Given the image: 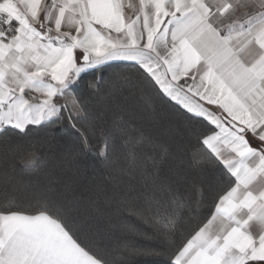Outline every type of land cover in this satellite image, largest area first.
I'll return each instance as SVG.
<instances>
[{
	"label": "snow or ice",
	"instance_id": "6c2138e0",
	"mask_svg": "<svg viewBox=\"0 0 264 264\" xmlns=\"http://www.w3.org/2000/svg\"><path fill=\"white\" fill-rule=\"evenodd\" d=\"M139 3L135 8L130 0H0V138L6 142L34 129L47 137L67 120L86 144L98 117L80 102L78 84L92 74L87 86L98 88L106 82L107 69L134 70L158 88L157 94L212 126L198 143L208 150L209 163L223 164L235 178V186L217 198L210 216L167 253L164 264H264V192H251L264 179V0L235 6L230 0ZM126 8H135V14L127 15ZM236 8L248 9L243 22ZM152 100L145 95V105ZM117 127L122 137L135 139L126 123ZM55 133L61 129L55 127ZM101 134L106 147L114 141L111 133ZM139 142L155 143L150 136ZM72 152L78 155L75 146ZM100 154L111 168V153ZM246 157L258 163L248 166ZM200 158L199 151L192 157ZM36 159V151L19 157L21 163ZM157 167L153 158L152 171L141 174L149 192L166 184ZM0 179L7 188V167L0 169ZM121 196L117 212L144 220L162 242L173 234L186 207L171 199L160 211L165 202L154 193L142 201L129 199L123 190ZM33 199V211L0 210V264H113L105 252L93 249L95 235L80 219L78 207L46 191ZM257 208L261 211L254 220L261 227L253 234L249 224L254 220L248 217ZM218 221H223L219 227ZM121 227L137 232L131 222Z\"/></svg>",
	"mask_w": 264,
	"mask_h": 264
},
{
	"label": "trees",
	"instance_id": "16d2710c",
	"mask_svg": "<svg viewBox=\"0 0 264 264\" xmlns=\"http://www.w3.org/2000/svg\"><path fill=\"white\" fill-rule=\"evenodd\" d=\"M103 75L106 82L98 88L87 86L92 74L84 76L76 88L80 102L98 117L96 130L86 144L67 120L58 122L47 137L34 129L27 136H10L6 142L0 138V169L7 167L10 177L7 188L0 179V210L20 207L33 211L34 194L46 191L78 207L80 219L95 235L93 249L105 252L113 264H164L167 253L190 238L235 180L223 164L209 163L208 150L198 143L201 134L212 127L207 121L192 117L163 93L157 94L158 88L153 89L134 70L107 69ZM146 94L153 97L148 105ZM124 123L135 139L121 136L117 126ZM55 127L61 133L56 134ZM102 131L114 138L107 147ZM141 136H150L155 143L139 142ZM73 146L78 155L72 152ZM102 150L111 153V168L105 167ZM28 151L37 152L36 161L21 163L19 157ZM197 151L201 158L193 161ZM153 158L158 160L156 171L166 184L163 190L157 185L149 192L142 187L141 174L152 171ZM122 190L129 199L138 201L154 193L165 202L160 211L167 207V201L182 200L186 207L179 212L173 234L162 242L144 220L118 213ZM126 221L134 224L137 232L123 230L121 225ZM153 251L165 254L152 255Z\"/></svg>",
	"mask_w": 264,
	"mask_h": 264
},
{
	"label": "crops",
	"instance_id": "0c3cea01",
	"mask_svg": "<svg viewBox=\"0 0 264 264\" xmlns=\"http://www.w3.org/2000/svg\"><path fill=\"white\" fill-rule=\"evenodd\" d=\"M130 2L135 6V8H139L140 7L139 0H130ZM219 2H223V0H219ZM230 2L235 6V5H242L243 3H247V2H249V0H230ZM135 8H133V9H127L126 8L125 9L126 14L127 15H134L135 14ZM247 12H248V9L236 8L235 9L236 18L240 22H243L244 20L247 19L246 15H245V13H247ZM205 106H207V105H205ZM208 107H212L213 109L216 108V106H208ZM221 113H222V110H217V114H221ZM252 143L255 146V141H253ZM243 163L247 164L248 166L254 167L255 164L258 163V160L255 157H246L243 160ZM234 180H235V178H234ZM251 192L254 193V194H257V195L261 194L262 192H264V179H261V180L257 181V183H255L252 186ZM253 203L255 204V200L253 201ZM260 211L261 210L259 208H257L256 212L253 213V216L252 217H248V219H253L254 220V218H258V214L260 213ZM222 222L223 221H218L216 226L219 227L220 223H222ZM260 227H261V225L258 222H256L255 220L250 222V224H249V230L253 234H255L260 229Z\"/></svg>",
	"mask_w": 264,
	"mask_h": 264
}]
</instances>
